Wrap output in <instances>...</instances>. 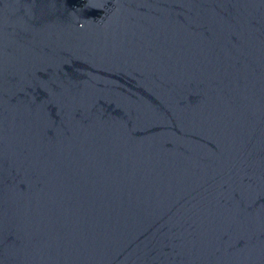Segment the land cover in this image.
Returning <instances> with one entry per match:
<instances>
[{
    "label": "water",
    "instance_id": "1",
    "mask_svg": "<svg viewBox=\"0 0 264 264\" xmlns=\"http://www.w3.org/2000/svg\"><path fill=\"white\" fill-rule=\"evenodd\" d=\"M0 264H264V0H0Z\"/></svg>",
    "mask_w": 264,
    "mask_h": 264
}]
</instances>
